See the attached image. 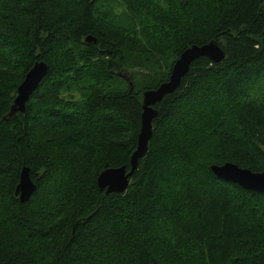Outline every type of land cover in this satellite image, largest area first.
Listing matches in <instances>:
<instances>
[{"label": "trees", "instance_id": "16d2710c", "mask_svg": "<svg viewBox=\"0 0 264 264\" xmlns=\"http://www.w3.org/2000/svg\"><path fill=\"white\" fill-rule=\"evenodd\" d=\"M211 41L224 59L191 64L127 189H101L130 169L143 92ZM226 162L264 171V0H0V264H264V192L218 177Z\"/></svg>", "mask_w": 264, "mask_h": 264}, {"label": "water", "instance_id": "95a60500", "mask_svg": "<svg viewBox=\"0 0 264 264\" xmlns=\"http://www.w3.org/2000/svg\"><path fill=\"white\" fill-rule=\"evenodd\" d=\"M89 40H91V37L87 38V41ZM200 57H208L214 62H220L224 59L225 52L216 41H211L203 45L194 44L180 54L166 81L162 82L156 88L147 89L143 92L141 130L138 136L137 148L131 156L130 169L123 165L103 170L98 177V185L101 189H106L107 193H122L127 189L130 177L138 168L140 158L144 157L148 152L149 142L153 134V120L158 115V110L155 108V105L167 94L173 93L180 86L191 64ZM48 68L46 62L40 61L36 62L26 73L24 80L18 86L17 97L11 110L5 118L14 116L19 111H26L27 102L31 94L38 88L42 79L47 74ZM126 79L129 81L130 77ZM211 168L221 179L237 183L246 189L264 192V171H253L249 168L240 167L233 162H226L220 165L213 164ZM35 189L36 185L30 177L29 168L24 167L21 171L20 182L17 186L16 193L19 194L21 201H27Z\"/></svg>", "mask_w": 264, "mask_h": 264}, {"label": "rangeland", "instance_id": "374dc122", "mask_svg": "<svg viewBox=\"0 0 264 264\" xmlns=\"http://www.w3.org/2000/svg\"><path fill=\"white\" fill-rule=\"evenodd\" d=\"M116 3V9H117V11H119L120 13L124 10V8H123V6L120 4V3H118V2H115ZM113 5H114V2H113ZM128 15H126V17H127ZM122 19V18H121ZM129 73H127V72H123L122 73V75H124V76H126L125 78H124V76H122L127 82H129L126 78L127 77H130L131 75H128Z\"/></svg>", "mask_w": 264, "mask_h": 264}]
</instances>
